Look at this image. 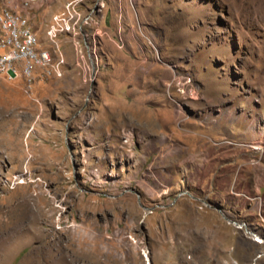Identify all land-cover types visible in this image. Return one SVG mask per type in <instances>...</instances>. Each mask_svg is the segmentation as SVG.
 I'll use <instances>...</instances> for the list:
<instances>
[{
  "label": "rangeland",
  "instance_id": "374dc122",
  "mask_svg": "<svg viewBox=\"0 0 264 264\" xmlns=\"http://www.w3.org/2000/svg\"><path fill=\"white\" fill-rule=\"evenodd\" d=\"M2 9L65 63L0 74V264H264V0Z\"/></svg>",
  "mask_w": 264,
  "mask_h": 264
},
{
  "label": "built area",
  "instance_id": "2783aa9c",
  "mask_svg": "<svg viewBox=\"0 0 264 264\" xmlns=\"http://www.w3.org/2000/svg\"><path fill=\"white\" fill-rule=\"evenodd\" d=\"M55 22H61L59 27L51 26L47 30V37L54 39L63 31H69L72 24L69 19L55 16ZM57 56L53 57L51 52L40 47V41L32 26L26 18L8 9L0 11V74L11 78L22 77L27 87H31L35 80L37 70L46 76L60 77L65 63L64 57L58 48H54ZM192 82L191 76L186 74L182 80H178V86L185 91L184 84ZM181 90V91H182ZM189 92L194 93L192 89ZM257 149V146H253ZM18 180V179H17ZM245 226L246 224H241ZM252 236H264L256 230L249 231Z\"/></svg>",
  "mask_w": 264,
  "mask_h": 264
},
{
  "label": "crops",
  "instance_id": "0c3cea01",
  "mask_svg": "<svg viewBox=\"0 0 264 264\" xmlns=\"http://www.w3.org/2000/svg\"><path fill=\"white\" fill-rule=\"evenodd\" d=\"M190 156V155H189ZM192 156V155H191ZM190 159L189 162H187V166H190V167H194V166H198V165H201L199 164L197 161L195 162V160L192 158V157H188ZM209 161V160H207ZM211 161V160H210ZM213 162V161H212ZM209 164V163H208ZM203 165H206L205 163ZM210 165L212 166V164L210 163ZM229 166H232V165H229ZM234 166V165H233Z\"/></svg>",
  "mask_w": 264,
  "mask_h": 264
},
{
  "label": "bare ground",
  "instance_id": "6f19581e",
  "mask_svg": "<svg viewBox=\"0 0 264 264\" xmlns=\"http://www.w3.org/2000/svg\"><path fill=\"white\" fill-rule=\"evenodd\" d=\"M260 240V239H259Z\"/></svg>",
  "mask_w": 264,
  "mask_h": 264
},
{
  "label": "water",
  "instance_id": "95a60500",
  "mask_svg": "<svg viewBox=\"0 0 264 264\" xmlns=\"http://www.w3.org/2000/svg\"><path fill=\"white\" fill-rule=\"evenodd\" d=\"M237 224V223H236Z\"/></svg>",
  "mask_w": 264,
  "mask_h": 264
}]
</instances>
